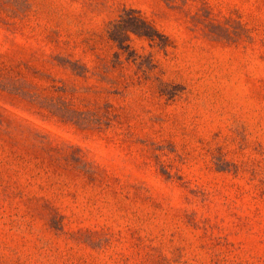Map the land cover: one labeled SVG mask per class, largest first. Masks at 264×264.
Returning a JSON list of instances; mask_svg holds the SVG:
<instances>
[{
  "label": "rangeland",
  "instance_id": "rangeland-1",
  "mask_svg": "<svg viewBox=\"0 0 264 264\" xmlns=\"http://www.w3.org/2000/svg\"><path fill=\"white\" fill-rule=\"evenodd\" d=\"M0 264H264V0H0Z\"/></svg>",
  "mask_w": 264,
  "mask_h": 264
},
{
  "label": "trees",
  "instance_id": "trees-1",
  "mask_svg": "<svg viewBox=\"0 0 264 264\" xmlns=\"http://www.w3.org/2000/svg\"><path fill=\"white\" fill-rule=\"evenodd\" d=\"M133 14H136V11H125L123 16L121 15V18L112 25L109 36L113 41L122 45L128 38V34L130 32L137 33L148 38L154 35L155 31L144 19L135 16L134 21L124 19V16H130Z\"/></svg>",
  "mask_w": 264,
  "mask_h": 264
}]
</instances>
